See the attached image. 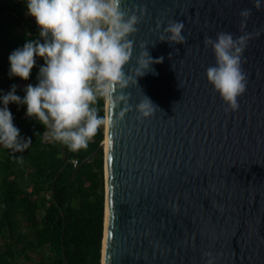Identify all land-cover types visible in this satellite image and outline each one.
<instances>
[{"label": "water", "instance_id": "1", "mask_svg": "<svg viewBox=\"0 0 264 264\" xmlns=\"http://www.w3.org/2000/svg\"><path fill=\"white\" fill-rule=\"evenodd\" d=\"M126 3L137 14L143 9V17L130 37L134 54L125 72L142 42L163 60L124 90L127 102L106 101L107 152L102 140L83 161L103 149L101 264H207L205 253L213 264H264V5ZM243 8L252 12L241 28ZM173 19L184 23L183 44L159 41ZM222 31L250 34L242 53L247 85L236 111H225L205 76L215 56L204 39ZM144 96L157 106L146 118L136 109Z\"/></svg>", "mask_w": 264, "mask_h": 264}, {"label": "clouds", "instance_id": "2", "mask_svg": "<svg viewBox=\"0 0 264 264\" xmlns=\"http://www.w3.org/2000/svg\"><path fill=\"white\" fill-rule=\"evenodd\" d=\"M23 3L26 15L35 19L39 30L35 38L11 51L8 76L28 80L37 58H43L44 63L39 66L36 84H27L22 97L16 94V84L7 93L0 92V146L22 153L32 143L30 138L21 136L13 123L8 105L15 103L25 105L26 115L35 117L44 126V141L59 142L72 152L87 148L97 130L107 122L98 115L95 106L98 99L127 102L124 90L137 85V78L147 71L154 73L151 65L163 60V57L154 60L147 44L142 42L135 66L125 72L124 66L130 65L134 54V41L130 37L138 31L143 9L139 14L134 9H125L124 0H23ZM262 5L264 0H253L257 10ZM251 12L250 8L241 9V28ZM161 26L162 22H157V29ZM183 29L182 21L169 20L159 41L183 44L186 41ZM249 35L234 37L222 31L215 39L210 36L204 39L215 56V64L205 69V76L225 102V111L238 110L237 98L246 90L242 53ZM156 108L146 96L136 105L142 118L149 117ZM205 255L209 257L207 264H213L211 254Z\"/></svg>", "mask_w": 264, "mask_h": 264}, {"label": "trees", "instance_id": "3", "mask_svg": "<svg viewBox=\"0 0 264 264\" xmlns=\"http://www.w3.org/2000/svg\"><path fill=\"white\" fill-rule=\"evenodd\" d=\"M25 7L12 0H0L1 90L10 89L12 84L18 87L21 80L9 78L8 56L16 49L15 28L22 24ZM11 10L17 11L18 17L7 13ZM18 36L27 38L23 33ZM37 73L34 65L29 76L33 85ZM16 94L21 96L18 90ZM105 104L101 98L95 105L101 117H105ZM14 120L21 136L32 143L22 153L0 146V236L4 240L0 243V264H101L105 216L103 149L83 161L105 138L104 125L87 148L72 152L59 142L44 141L42 124L22 118L21 114ZM72 157L78 158L77 166L71 162ZM46 191L52 193L50 198H46ZM32 250H47L48 255L36 260Z\"/></svg>", "mask_w": 264, "mask_h": 264}, {"label": "crops", "instance_id": "4", "mask_svg": "<svg viewBox=\"0 0 264 264\" xmlns=\"http://www.w3.org/2000/svg\"><path fill=\"white\" fill-rule=\"evenodd\" d=\"M5 16V15H4ZM5 24H7L8 25V23H6V21L4 22ZM10 23H12V22H9V24ZM10 26H11V29H14L13 28V26L10 24ZM15 29H17L16 31H17V34L15 35V37H16V40H17V43H16V48L17 47H22L23 46V44L25 43V41L27 40V39H29L28 37H29V32H28V27L27 26H24L23 24H21V25H19L17 28H15ZM19 33H23V34H25L26 36H27V38L26 39H22L20 36H18L19 35ZM4 80V76H1L0 77V82H2ZM30 83V78L28 79V80H23V79H21L20 80V82H19V86L17 87V90L19 91V92H21V97L24 95V91H23V89H24V87L27 85V84H29ZM10 89H3V90H1L0 89V92H2V93H7L8 91H9ZM11 113H12V115H13V123H15V120H14V117H17V116H19V114H21V117L22 118H28V119H30V120H32L33 122H35V123H37L38 121L36 120V118L35 117H32V118H29L27 115H26V106L25 105H17V104H15V103H12V105H11ZM2 147V146H1Z\"/></svg>", "mask_w": 264, "mask_h": 264}, {"label": "built area", "instance_id": "5", "mask_svg": "<svg viewBox=\"0 0 264 264\" xmlns=\"http://www.w3.org/2000/svg\"><path fill=\"white\" fill-rule=\"evenodd\" d=\"M15 4H19V5H25L23 3V0H12ZM8 14L14 16V17H18V12L15 11V10H11L9 12H7ZM7 14V15H8ZM22 24L24 26H27L28 27V32L30 35H32L34 38L37 36L38 34V26L35 22V19L29 15H26V7H25V11H24V14H23V20H22ZM44 63L43 61V58H37V63L35 65V69L36 71L39 70V66L42 65ZM71 162L73 163L74 166H77L79 161H78V158L76 157H72L71 158ZM52 195V193L50 191H46L45 192V196L46 198H50V196Z\"/></svg>", "mask_w": 264, "mask_h": 264}, {"label": "rangeland", "instance_id": "6", "mask_svg": "<svg viewBox=\"0 0 264 264\" xmlns=\"http://www.w3.org/2000/svg\"><path fill=\"white\" fill-rule=\"evenodd\" d=\"M104 130H105V124H104ZM3 242H4V240L0 236V243H3ZM30 253H31V256L34 257L36 260H39L43 256H47L48 255L47 250H32Z\"/></svg>", "mask_w": 264, "mask_h": 264}, {"label": "bare ground", "instance_id": "7", "mask_svg": "<svg viewBox=\"0 0 264 264\" xmlns=\"http://www.w3.org/2000/svg\"><path fill=\"white\" fill-rule=\"evenodd\" d=\"M103 146H104V152L106 154L107 149H108V138H107V128L105 130V138L103 139ZM105 173V172H104ZM104 264V262H103Z\"/></svg>", "mask_w": 264, "mask_h": 264}, {"label": "snow or ice", "instance_id": "8", "mask_svg": "<svg viewBox=\"0 0 264 264\" xmlns=\"http://www.w3.org/2000/svg\"><path fill=\"white\" fill-rule=\"evenodd\" d=\"M124 3H125V7H127V3H126V0H124Z\"/></svg>", "mask_w": 264, "mask_h": 264}]
</instances>
